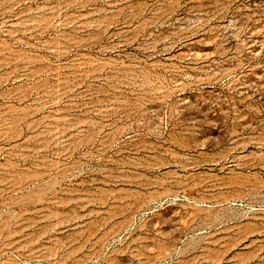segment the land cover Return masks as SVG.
<instances>
[{"label": "rangeland", "instance_id": "rangeland-1", "mask_svg": "<svg viewBox=\"0 0 264 264\" xmlns=\"http://www.w3.org/2000/svg\"><path fill=\"white\" fill-rule=\"evenodd\" d=\"M0 264H264V0H0Z\"/></svg>", "mask_w": 264, "mask_h": 264}]
</instances>
